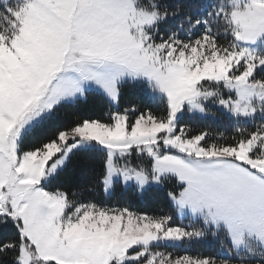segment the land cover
I'll return each mask as SVG.
<instances>
[{
    "label": "snow or ice",
    "instance_id": "obj_1",
    "mask_svg": "<svg viewBox=\"0 0 264 264\" xmlns=\"http://www.w3.org/2000/svg\"><path fill=\"white\" fill-rule=\"evenodd\" d=\"M0 264H264V0H0Z\"/></svg>",
    "mask_w": 264,
    "mask_h": 264
},
{
    "label": "trees",
    "instance_id": "obj_2",
    "mask_svg": "<svg viewBox=\"0 0 264 264\" xmlns=\"http://www.w3.org/2000/svg\"><path fill=\"white\" fill-rule=\"evenodd\" d=\"M145 100L146 96L140 88H137L135 86H129L124 93L122 104L124 106H127L130 103H135L139 107L143 108L145 106ZM152 107L154 111L157 110V107L155 105H153ZM109 111V104L105 102L103 98L100 97L98 94L92 93L89 95L88 100L85 103H81L76 106H69L61 113V116L58 120L46 124L41 130V135L53 136L56 132L57 127L62 126L67 119H75L81 115H88L92 118L107 119V113ZM190 122L193 123V125L197 128L199 126H209L214 131H225L226 133L232 132L231 127H226L223 123L219 121L209 120L203 122ZM35 140L36 138L33 137L31 142H35ZM92 180V175L86 174L79 176L74 181H68L67 179L62 178L60 181L56 182V185L60 187L61 190L69 191L71 193V191L73 190H80L86 188V186L91 183ZM50 190L55 189L53 188ZM83 198H93L97 201H101L104 199L102 193H99L98 190L95 193H87ZM124 201L131 203L135 210L140 212H147L150 215H159L165 212H169L171 210L170 205L168 204V201L164 195H161L160 197L152 200L141 202L129 201L127 197H125ZM211 248L212 244L210 242H204L198 247L188 249H177L176 251L178 254H183L185 251L189 252L190 254H195L197 251L207 253L209 250H211Z\"/></svg>",
    "mask_w": 264,
    "mask_h": 264
}]
</instances>
